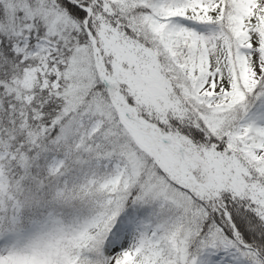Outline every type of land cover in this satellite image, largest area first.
<instances>
[{
    "label": "snow or ice",
    "instance_id": "1",
    "mask_svg": "<svg viewBox=\"0 0 264 264\" xmlns=\"http://www.w3.org/2000/svg\"><path fill=\"white\" fill-rule=\"evenodd\" d=\"M0 264H264V0H0Z\"/></svg>",
    "mask_w": 264,
    "mask_h": 264
}]
</instances>
